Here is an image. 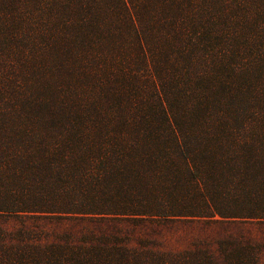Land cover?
<instances>
[{
    "label": "trees",
    "instance_id": "trees-1",
    "mask_svg": "<svg viewBox=\"0 0 264 264\" xmlns=\"http://www.w3.org/2000/svg\"><path fill=\"white\" fill-rule=\"evenodd\" d=\"M241 2L0 1V264H260L264 54ZM174 218L237 233L132 244Z\"/></svg>",
    "mask_w": 264,
    "mask_h": 264
},
{
    "label": "rangeland",
    "instance_id": "rangeland-1",
    "mask_svg": "<svg viewBox=\"0 0 264 264\" xmlns=\"http://www.w3.org/2000/svg\"><path fill=\"white\" fill-rule=\"evenodd\" d=\"M241 1H243V3L241 2L242 6H234L233 4L230 9L237 18H243L244 24H242V27L244 31L241 37L246 36L248 38L244 41L248 42L246 46L251 49L247 56H254L257 52L264 54V0ZM260 14L263 15L262 19ZM7 36V34H2V40L6 39ZM241 37L236 39V42H239ZM261 75L264 79V72ZM262 102L259 105L264 111V97H262ZM16 223L14 221L4 224L8 228H13ZM244 228L247 237L251 241L264 245V224L258 223V221L248 222L244 225ZM236 233L237 228L234 225L209 224L203 219L174 218L158 222L146 221L141 223L139 228L134 231L131 242L133 245L138 246L139 239H145L150 243L156 244L158 248L164 251H181L191 247L198 240H205L216 248L217 239ZM260 264H264V250L260 255Z\"/></svg>",
    "mask_w": 264,
    "mask_h": 264
}]
</instances>
